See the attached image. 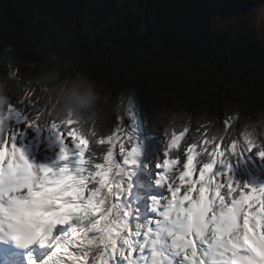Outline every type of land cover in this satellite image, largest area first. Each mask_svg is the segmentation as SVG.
I'll list each match as a JSON object with an SVG mask.
<instances>
[{
    "label": "snow or ice",
    "instance_id": "6c2138e0",
    "mask_svg": "<svg viewBox=\"0 0 264 264\" xmlns=\"http://www.w3.org/2000/svg\"><path fill=\"white\" fill-rule=\"evenodd\" d=\"M5 111L0 264H264V141L233 134L239 112L150 151L131 99L103 133L70 116L42 132L32 88Z\"/></svg>",
    "mask_w": 264,
    "mask_h": 264
},
{
    "label": "trees",
    "instance_id": "16d2710c",
    "mask_svg": "<svg viewBox=\"0 0 264 264\" xmlns=\"http://www.w3.org/2000/svg\"><path fill=\"white\" fill-rule=\"evenodd\" d=\"M263 3L0 0V104L32 88L42 111L55 113L41 125L70 116L103 133L121 98L132 96L143 135L153 138L150 151L162 146L165 128L188 124L191 137L207 125L222 135L218 117L239 112L233 134L251 133L260 143L264 40L247 14ZM233 10L244 15L237 34L213 33V17Z\"/></svg>",
    "mask_w": 264,
    "mask_h": 264
},
{
    "label": "rangeland",
    "instance_id": "374dc122",
    "mask_svg": "<svg viewBox=\"0 0 264 264\" xmlns=\"http://www.w3.org/2000/svg\"><path fill=\"white\" fill-rule=\"evenodd\" d=\"M125 1H127V0H116V5L120 6ZM260 11H264V3L262 6L256 8L255 10H253L252 12L247 14V18L251 19V21L254 25V28L256 30V38H257L258 42L260 44H262L263 40H264V18L259 20L258 14ZM238 16H239V18H238ZM238 19L244 20V15H242L240 12H238V10H233L231 12L221 13L219 15H215L213 17V22H212V32L219 34V33L226 32L227 30H230V34L233 36V35L237 34L234 30L235 29L234 27H235ZM129 99H131L133 101V113L135 116L138 117L137 113L135 112V102H134V99L132 96L125 97L123 105L126 106ZM3 101H5V99H3ZM0 103H1V99H0ZM5 108H6L5 103L0 104V125L8 120L7 119V112L5 111ZM53 110H54V108H53ZM54 114L55 113H52L51 111H47V112L45 111L44 115H42L40 118L46 119L48 116L54 115ZM53 119H55V118H53ZM138 120H139V118H138ZM139 123H140V121H139ZM43 126L44 125H41V129H43ZM140 126H141V123H140ZM141 135H143L142 128H141Z\"/></svg>",
    "mask_w": 264,
    "mask_h": 264
},
{
    "label": "bare ground",
    "instance_id": "6f19581e",
    "mask_svg": "<svg viewBox=\"0 0 264 264\" xmlns=\"http://www.w3.org/2000/svg\"><path fill=\"white\" fill-rule=\"evenodd\" d=\"M258 17H259V20L263 19L264 18V11H260L258 14ZM8 124H9L8 120L6 122H4L3 124H1L0 125V132H3L7 128ZM42 132H43V129H42ZM29 135L31 136V133ZM43 141H44V135L41 136V142H43ZM53 151H54V149H53ZM47 155L49 157H51L52 152H48ZM41 162H43V161H41Z\"/></svg>",
    "mask_w": 264,
    "mask_h": 264
}]
</instances>
